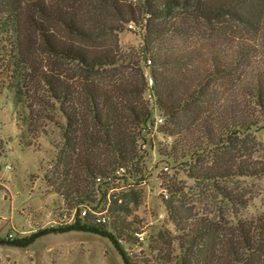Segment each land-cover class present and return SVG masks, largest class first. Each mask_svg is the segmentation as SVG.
Instances as JSON below:
<instances>
[{
    "label": "trees",
    "instance_id": "obj_1",
    "mask_svg": "<svg viewBox=\"0 0 264 264\" xmlns=\"http://www.w3.org/2000/svg\"><path fill=\"white\" fill-rule=\"evenodd\" d=\"M135 1L92 0V13L83 18L77 8L48 0H0V88L16 100L27 94L19 42L25 17L35 29L38 46L52 57L86 72L125 69L120 80L110 85L98 76L74 88L61 73L39 81L64 119V125H59L62 144L44 182L75 213L70 224L0 238V248L26 249L46 235L76 232L107 239L122 264H264V215L235 222L208 218L182 201L181 190L175 187L164 186L169 198L163 200L173 230L158 229L148 238L147 251L142 248L141 232L130 223L114 220L108 229L91 212L80 218L79 207L92 203L95 192L99 193L96 184L108 185L120 170L124 178L142 180L138 144L146 143V128L152 131L155 122L146 93L163 119L157 132L172 139L160 155L168 161L184 160L180 166H187V176L194 182L217 184L264 174L252 159L260 144L253 133L262 132L264 137V76L249 74L252 93L245 103L226 95L227 87L221 86L241 75L250 63L246 42L227 55L208 54L189 43L191 18L218 23L217 30L235 27L242 35L261 32L264 0ZM101 15L106 19L101 20ZM126 25L140 30L141 43L132 54L107 42L110 32L119 33ZM55 27L63 28L67 36L57 34ZM3 154L0 143V158ZM218 191L231 209L238 212L247 207L238 192L225 187ZM115 204L112 200L108 211L130 213ZM126 241H134L140 250H125L122 242Z\"/></svg>",
    "mask_w": 264,
    "mask_h": 264
},
{
    "label": "rangeland",
    "instance_id": "obj_2",
    "mask_svg": "<svg viewBox=\"0 0 264 264\" xmlns=\"http://www.w3.org/2000/svg\"><path fill=\"white\" fill-rule=\"evenodd\" d=\"M48 1L75 7L78 9L76 12L83 18L92 13V0ZM122 1L136 3L135 0ZM103 19H106L105 15H101V20ZM191 20L194 25L193 30H190L189 43L202 48L203 52L212 54L223 51L227 55L239 43L246 42V49L250 50V63L241 75H235L226 85L221 86L227 87L226 95H233L242 103L249 101L252 93V86L247 85V82L252 83L249 74L264 76V26L261 32L242 35L235 27L217 30L218 23L194 18ZM109 22L112 24V20ZM116 26L123 27L120 24ZM55 31L61 36H67L63 28L55 27ZM34 33L33 25L28 21V17H25L19 42L27 94L16 100L9 91L0 88V143L4 150L3 157L0 158V238L9 235L13 238L24 237L36 230L70 224L75 213L68 204L51 194L44 182V175L52 170L57 148L62 144V130L59 125H64V119L47 98L45 86L39 81L54 73H61L74 88L87 78L98 76L105 84L110 85L120 80L118 77L125 72L123 67L97 73L86 72L75 63L58 60L38 46ZM139 34V28L126 25L119 33L110 32L107 42L111 46L117 43L122 53L132 54L141 43ZM146 75L150 86L147 71ZM133 80L137 81L134 76ZM1 82L2 77L0 84ZM145 98L153 108L155 122L152 131L146 128L149 132L145 135L146 143L138 144V163L143 174L142 180L133 182L116 173L117 179L108 185L96 184L94 189L98 187L99 193L95 192L96 197L92 203L79 207L80 216L83 211L96 216L102 214L106 218L104 225L108 229L112 222L118 219L132 224L133 230L141 232L144 239L141 242L142 248L147 251L148 238L158 229L173 230L163 206V200L169 198L165 185L180 189L181 200L208 218H225L235 222L238 218L264 215V174L238 177L226 182L219 181L217 184H197L187 176V166H180L184 160L168 161L160 155L164 146L172 139L157 132V127L162 124L163 119L154 106L153 99H149L148 93ZM214 112L215 109L208 116H212ZM16 124L19 125V130ZM191 127L192 130H197L195 125ZM253 135L260 144L256 146L252 159L257 162L256 166L264 169V137L262 132ZM222 187L241 194L247 207L238 212L231 209L218 191ZM104 192L105 198H102ZM112 200L116 201L114 207L125 206L130 213L108 211ZM122 245L130 252L140 250L134 241L122 242ZM0 264H122V260L107 239L92 234L70 232L46 235L26 249L0 248Z\"/></svg>",
    "mask_w": 264,
    "mask_h": 264
},
{
    "label": "built area",
    "instance_id": "obj_3",
    "mask_svg": "<svg viewBox=\"0 0 264 264\" xmlns=\"http://www.w3.org/2000/svg\"><path fill=\"white\" fill-rule=\"evenodd\" d=\"M129 27H131V26H129ZM121 173H123V170H120V174ZM97 182H99V179H97L96 180ZM85 211H83V212H81V216H80V218H82V217H84L85 216ZM95 215V214H94ZM96 221L98 222V223H105V221H106V218H105V216L104 215H102V214H99L98 216H96ZM9 238H13L11 235H9L8 236Z\"/></svg>",
    "mask_w": 264,
    "mask_h": 264
}]
</instances>
